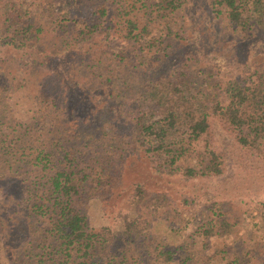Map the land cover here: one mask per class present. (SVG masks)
Returning <instances> with one entry per match:
<instances>
[{
	"label": "trees",
	"instance_id": "1",
	"mask_svg": "<svg viewBox=\"0 0 264 264\" xmlns=\"http://www.w3.org/2000/svg\"><path fill=\"white\" fill-rule=\"evenodd\" d=\"M188 1L30 0L19 28L6 21L19 20L23 1L5 2L9 12L1 7L6 15L16 13L2 19L10 44L22 46L35 31L50 30L58 36L59 47L84 52L75 66L83 73L73 87L78 100H59L40 78H34L35 90L28 98V118L14 117L0 100V264H196L192 243L170 248L147 239L159 199L140 181L128 193L136 213L121 219L119 231L89 226L86 199L110 191L117 177L108 175L110 166L102 159L110 152L107 148L95 153L72 149L76 135L65 117L67 111L81 112L78 101H86L88 92L100 95L104 106L108 102H116L120 109L126 106L127 127L117 134L112 125L103 133L115 136L116 145L108 148L117 147L114 153L123 159L129 148L140 145L153 168L188 179L222 173L211 117L234 131L244 146H250L252 136L264 134V68L241 85L225 86L223 93L216 82L210 90L209 81L200 83L201 90L193 94L191 79L201 69L189 62L191 57L180 60L178 69L173 63V53L189 30L184 20ZM204 1L210 15L236 32L233 37L264 29V0ZM114 44L117 50L111 51ZM22 82L25 87L28 80L23 77ZM85 118L91 126V115ZM122 129L126 130L121 136ZM6 191L14 197L13 207L25 212L27 230L5 225ZM145 210L150 211L144 216ZM233 231L232 222L211 217L195 232L227 236Z\"/></svg>",
	"mask_w": 264,
	"mask_h": 264
},
{
	"label": "rangeland",
	"instance_id": "2",
	"mask_svg": "<svg viewBox=\"0 0 264 264\" xmlns=\"http://www.w3.org/2000/svg\"><path fill=\"white\" fill-rule=\"evenodd\" d=\"M7 1L11 3L14 0H0V100L6 104V109L9 108L8 111L16 118H28L30 112L27 114L26 106L28 108V98L35 90L34 78L44 80L59 100H78L73 87L75 80L81 79L83 73L75 66L79 64L76 61L83 56L81 53L84 49L69 45L59 47L58 36L50 30L35 31L22 46L18 42V46L10 44L11 36L5 37L7 32L4 31L2 19L12 15L16 17V13L6 15L3 12V6L9 12L10 5L4 4ZM15 1L20 3L21 0ZM22 1L19 20L8 17L6 21L18 28L30 4V0ZM28 13H34V10ZM184 20L189 30L186 39L177 45L172 61L177 68L182 63L180 60L191 57L189 62H196L201 69V73L191 79L193 94L201 90L200 83L209 81L210 90L214 86L212 82H216L223 93L225 86L241 85L254 78L251 74L256 69L264 68V29L245 38L233 37L236 32L232 33L224 21L219 23L215 16L210 15L204 0H189ZM109 47L111 51L117 50L115 44ZM30 70L38 71L37 75ZM13 71L16 74H12ZM23 77L28 80L25 87H22ZM18 83L21 85L18 86ZM89 90L94 91V88ZM85 98L90 102L87 99V103L78 101L81 111L78 115L69 111L65 115L68 128L74 130L76 135L71 143L72 149L95 153L96 150L104 152L107 148L110 152L102 154V159L110 166L108 175L117 177V184L110 191L86 199L84 211L91 228L99 230L109 227L113 233L119 231L121 219L136 213L128 193L140 181L159 199L158 208L151 212L153 217L146 232L147 239L170 248L192 243L196 264H264V134L252 136L250 146H244L237 141L234 131L226 129L217 118L211 117L213 142L223 162L222 173L188 179L175 172L153 168L140 145L135 149L129 148L123 159L117 157L114 153L117 147L108 148L109 145H116L115 136L103 133L109 132L112 125H115L113 128L117 134L120 128L127 127V107L120 109L116 102H108L104 106L100 101L101 96L92 95L91 92ZM85 114L91 115V126ZM125 130H121V136ZM5 193V225L12 229L10 225L14 223L13 229L19 225L27 230L29 222L25 212L21 208H14V197L8 191ZM161 195L166 199L162 200ZM14 209L18 210L16 214L13 213ZM149 211L145 210L144 216ZM211 217H222L232 222L233 233L227 236L196 233L198 224ZM15 244L13 241L12 245Z\"/></svg>",
	"mask_w": 264,
	"mask_h": 264
}]
</instances>
